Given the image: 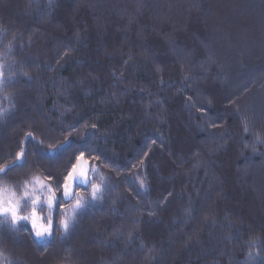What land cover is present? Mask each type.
Segmentation results:
<instances>
[{
	"label": "trees",
	"instance_id": "1",
	"mask_svg": "<svg viewBox=\"0 0 264 264\" xmlns=\"http://www.w3.org/2000/svg\"><path fill=\"white\" fill-rule=\"evenodd\" d=\"M225 2L0 0V166L26 149L0 180L52 176L60 197L50 238L0 232L6 261L264 264V0L221 22ZM80 152L97 171L64 199ZM76 193L88 204L64 233Z\"/></svg>",
	"mask_w": 264,
	"mask_h": 264
},
{
	"label": "snow or ice",
	"instance_id": "2",
	"mask_svg": "<svg viewBox=\"0 0 264 264\" xmlns=\"http://www.w3.org/2000/svg\"><path fill=\"white\" fill-rule=\"evenodd\" d=\"M8 47L10 50L11 43ZM5 67L4 63H0V88L10 82L12 78L11 73L5 77ZM5 111V109H0V118L4 116ZM27 135L30 137L31 133ZM63 143H67V139ZM62 146L63 144L51 146L50 150L55 151ZM25 157L26 149L21 147L20 151L16 153L13 163L0 166V176H6L8 172L16 167H23ZM89 171L96 172L97 169L94 165L89 166L85 160V153L80 152L75 157V162L72 163L67 174L63 177V183L59 185V188H62L64 199L72 198L74 187L79 185L87 186L90 182L87 175ZM53 180L52 176L42 178L40 175H33L30 179L24 180L21 185L16 186H10L6 181L0 180V232L7 230L10 233H18L23 222H30V234H34L36 240L50 238L56 227L54 207L60 201V197L57 196L58 189H54L52 186ZM101 180H104L103 176H101ZM140 184L141 187L144 186L143 180L140 181ZM17 190H19V195L17 194ZM102 192V185L93 183L90 192L91 200L96 201L100 199ZM75 197L74 203L69 209H64V214L58 222L59 228L64 233L70 231L79 211L87 207L88 204V201L82 194L76 193ZM29 202L31 204V212L29 214H21ZM45 207L48 209L46 218L38 214V209ZM61 207L63 208L62 205ZM45 219L46 223L44 222ZM249 258H253V253H249ZM0 264H11L10 261H6L3 252H0Z\"/></svg>",
	"mask_w": 264,
	"mask_h": 264
},
{
	"label": "rangeland",
	"instance_id": "3",
	"mask_svg": "<svg viewBox=\"0 0 264 264\" xmlns=\"http://www.w3.org/2000/svg\"><path fill=\"white\" fill-rule=\"evenodd\" d=\"M232 3H233V0H226V2H225V5L226 6H224V8H219L220 10H218V12H217V15L218 16H220V18H221V22L224 20V18H225V14H226V12H228V10L231 8V11L232 12H236L235 14H236V21H238V18H239V14H238V11L236 10V9H234L233 8V5H232ZM232 5V6H231ZM215 14V13H214ZM214 16V15H213ZM235 16V15H234ZM255 19H256V16H255V18H254V16L252 17V20H250V21H248V25H246V27L244 26H242L241 27V29L240 30H242V32H240V34L239 35H236V32H233V34L232 35H234L235 36V40H237V39H240L239 41H237V42H243L245 39V37H247L246 35H247V33L248 32H250V31H254L255 30ZM215 29H216V27H215ZM217 30H219L220 31V29H216L215 30V34H219V33H217ZM233 30V29H232ZM243 33H245L246 35H243V36H241ZM238 34V33H237ZM216 36L217 35H215L214 36V39L216 38ZM213 45H216V41L215 40H213ZM256 225H258L257 224V222H254Z\"/></svg>",
	"mask_w": 264,
	"mask_h": 264
}]
</instances>
